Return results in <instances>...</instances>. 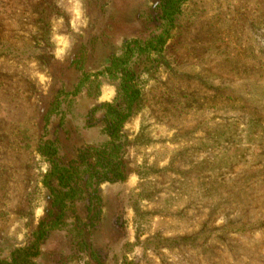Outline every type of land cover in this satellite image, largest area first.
I'll return each mask as SVG.
<instances>
[{
	"label": "rangeland",
	"instance_id": "obj_1",
	"mask_svg": "<svg viewBox=\"0 0 264 264\" xmlns=\"http://www.w3.org/2000/svg\"><path fill=\"white\" fill-rule=\"evenodd\" d=\"M156 3L0 0V260L42 218L38 141L66 163L106 140L98 108L115 83L70 92L155 31ZM133 69L125 178L98 186L91 228L49 232L34 264H264V0H187L164 49ZM85 206L67 221L86 223Z\"/></svg>",
	"mask_w": 264,
	"mask_h": 264
},
{
	"label": "trees",
	"instance_id": "obj_2",
	"mask_svg": "<svg viewBox=\"0 0 264 264\" xmlns=\"http://www.w3.org/2000/svg\"><path fill=\"white\" fill-rule=\"evenodd\" d=\"M187 0H157L153 7L156 23L155 31L140 41L131 39L122 44L120 53L110 55L107 65L94 74H83L70 92L76 95L86 84L89 96L99 95V79L115 83L114 96L108 103L99 105L101 110V132L106 140L96 147L79 149L74 159L66 163L57 161V147L53 141L40 139L35 152L47 163L41 184L46 190V202L42 208V218L37 222L27 243L13 249L7 260L0 264H34L39 255V247L49 232H72L80 237L82 228H91L100 215L98 186L113 183L125 178L124 149L125 139L122 128L130 116V111L140 96L135 81L134 60L143 55L158 54L166 45L183 5ZM56 96L50 104L44 120L57 110ZM86 200V223L77 217L67 221V211L76 201ZM88 255L93 256L92 253Z\"/></svg>",
	"mask_w": 264,
	"mask_h": 264
}]
</instances>
